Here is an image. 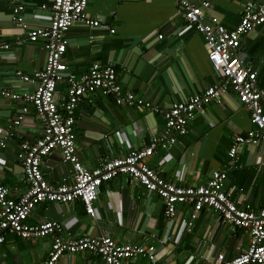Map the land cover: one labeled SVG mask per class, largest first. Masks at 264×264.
<instances>
[{
    "label": "crops",
    "instance_id": "obj_1",
    "mask_svg": "<svg viewBox=\"0 0 264 264\" xmlns=\"http://www.w3.org/2000/svg\"><path fill=\"white\" fill-rule=\"evenodd\" d=\"M11 1L0 0V44H8L0 49V90L28 92L35 83L22 80L17 71L32 75L43 67L46 53L42 39L29 40L27 29L14 23ZM18 1L23 5V21L29 27L48 25L51 0ZM208 1L209 13L228 28L239 21L245 3L264 6V0ZM86 13L100 18L101 24L91 27L75 22L65 31L64 59L68 70L80 75L94 61L112 64L117 68L122 88L159 107V111L152 112L117 105L111 96L99 91L84 95L74 112L75 143L81 163L93 168L100 157L122 156L130 148L147 144L151 136L162 131L163 111L173 101L200 91L217 77L207 58L202 35L185 28L177 16L176 0H88ZM158 34L162 36L159 38ZM140 51L147 52L148 62L155 69L165 72L167 83L160 94L150 91L144 97L143 89L132 90L130 66L140 57ZM238 52L256 69V82L264 89V22L242 36ZM65 90L66 83L60 81L55 96L60 98ZM22 107L23 101L0 94V139ZM22 115L12 135L0 146V184L8 188V196L13 199L28 189L17 159L19 143L35 140L42 131V122L32 107ZM253 127L247 109L232 91H227L205 105L204 111L188 123L184 135L176 136L180 149L157 148L146 162L180 185L202 183L213 169H224L225 185L236 187L235 198L241 194L258 209L264 205V143L241 145L237 151L240 165L236 168L229 166L226 154L234 135L244 134ZM56 159L63 160L59 148L43 157L40 168L44 178L55 185L70 182L72 168L57 167ZM51 204V201L35 204L27 221L57 220L65 238L108 235L116 241L128 239L152 244L156 248L157 264H211L218 253L225 254L227 246L230 247L227 255L231 257L248 243L246 233L224 223L208 209L197 213L190 230L182 227L190 213L189 205L177 204L174 217L166 219L160 198L125 174L99 186L93 203L95 217L85 212L78 199L67 206H58L57 210ZM50 243V235L22 238L6 232L0 244V264H42ZM56 264L104 263L89 251H77L59 257ZM124 264L150 263L145 255L139 254Z\"/></svg>",
    "mask_w": 264,
    "mask_h": 264
},
{
    "label": "built area",
    "instance_id": "obj_2",
    "mask_svg": "<svg viewBox=\"0 0 264 264\" xmlns=\"http://www.w3.org/2000/svg\"><path fill=\"white\" fill-rule=\"evenodd\" d=\"M87 2L51 0L48 25L30 27L21 15L23 5L18 0L10 2L14 23L27 29L29 40H43L46 56L43 67L32 75L17 71L22 80L35 83L32 91L0 90L4 97L23 101L21 113L4 130L0 146L12 135L14 127L20 123L22 114L29 107L34 109L42 122L39 137L31 142L22 140L19 143L17 159L28 183L26 192L13 199L8 196V188L0 184V244L5 240L6 232L22 238L50 235L51 243L42 264H56L59 257L77 251H89L104 264H124V261L139 254L145 255L150 264H157L156 248L152 244L128 239L116 241L108 235L84 234L65 238L61 222L57 220L27 221L31 209L42 201L70 203L78 199L85 212L95 217L93 203L99 186L116 175L125 174L131 181H137L160 198L164 217L168 220L174 217L177 204L189 205L190 213L182 226L186 230L191 229L198 212L208 209L224 223L246 233L248 243L245 248L227 258L218 253L211 264H264V205L254 209L243 195L235 198L236 187L225 185L227 172L224 169H213L202 183L180 185L165 178L146 162L157 148L166 149L177 135H184L188 123L204 111L205 105L227 91H232L244 105L254 125L246 133L234 135L226 151L229 166L239 167L237 151L241 145L264 143V89L256 82V69L246 63L238 52L242 36L264 22V6L245 3L239 21L228 28L209 13L208 0H176V14L183 20L185 28H192L202 35L207 46V58L217 79L185 99L173 101L163 111L162 131L151 136L147 144L130 148L122 156L100 157L95 167L88 168L79 160L74 130V112L84 95L99 91L111 96L117 105L152 112L159 111V107L133 91L122 88L118 82L117 68L112 64L94 61L80 75L68 70L64 59L67 43L65 31L75 22L91 27L101 24L100 18L86 13ZM161 36L158 34L159 38ZM7 47V43L0 44V49ZM60 81L66 83V90L58 98L55 96V87ZM55 148L60 149L63 160L71 163L73 174L68 183L55 185L48 182L40 168L43 157Z\"/></svg>",
    "mask_w": 264,
    "mask_h": 264
},
{
    "label": "water",
    "instance_id": "obj_3",
    "mask_svg": "<svg viewBox=\"0 0 264 264\" xmlns=\"http://www.w3.org/2000/svg\"><path fill=\"white\" fill-rule=\"evenodd\" d=\"M12 16V15H11ZM149 47V46H148ZM147 47V48H148ZM150 48V47H149ZM149 48L147 49L149 51ZM147 52L140 51V57L136 59L135 63L130 66L131 72L129 79L132 81V90L136 91V88H141L144 91L143 96L146 97L150 91L154 94H160L162 90H165L167 79L164 71H158L155 67L148 62ZM132 60V59H131ZM181 145L178 139H176L171 145L169 150L173 151V148L180 149ZM173 155L175 153H172ZM57 167L70 169L71 163L67 160L56 159ZM125 196H123L124 199ZM68 203L52 202L50 205L53 209L57 210L58 206H67ZM230 251V247H226L224 257L227 258V252Z\"/></svg>",
    "mask_w": 264,
    "mask_h": 264
},
{
    "label": "trees",
    "instance_id": "obj_4",
    "mask_svg": "<svg viewBox=\"0 0 264 264\" xmlns=\"http://www.w3.org/2000/svg\"><path fill=\"white\" fill-rule=\"evenodd\" d=\"M239 230V229H238Z\"/></svg>",
    "mask_w": 264,
    "mask_h": 264
}]
</instances>
